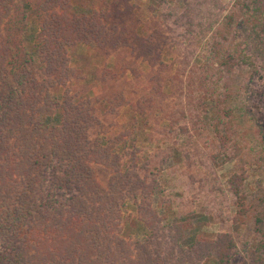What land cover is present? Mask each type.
<instances>
[{
    "label": "rangeland",
    "instance_id": "obj_1",
    "mask_svg": "<svg viewBox=\"0 0 264 264\" xmlns=\"http://www.w3.org/2000/svg\"><path fill=\"white\" fill-rule=\"evenodd\" d=\"M73 5L94 10L102 34L70 49L85 82L74 89L110 101L102 130L151 192L124 207L126 236L148 233L152 206L162 225L188 216L187 240L230 235L231 264H264V0Z\"/></svg>",
    "mask_w": 264,
    "mask_h": 264
},
{
    "label": "trees",
    "instance_id": "obj_2",
    "mask_svg": "<svg viewBox=\"0 0 264 264\" xmlns=\"http://www.w3.org/2000/svg\"><path fill=\"white\" fill-rule=\"evenodd\" d=\"M73 3L0 0V264H231L230 235L187 240L188 216L162 225L152 206L126 236L124 207L151 192L102 130L110 101L74 89L70 49L102 34Z\"/></svg>",
    "mask_w": 264,
    "mask_h": 264
}]
</instances>
